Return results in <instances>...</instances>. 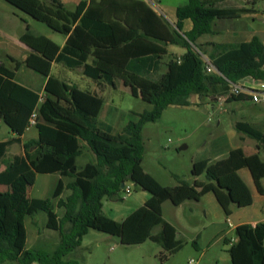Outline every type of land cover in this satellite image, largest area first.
<instances>
[{"label": "trees", "instance_id": "obj_1", "mask_svg": "<svg viewBox=\"0 0 264 264\" xmlns=\"http://www.w3.org/2000/svg\"><path fill=\"white\" fill-rule=\"evenodd\" d=\"M5 1L66 36L67 42L60 47L30 26L21 36L32 53L17 62L15 69L25 64L48 78L43 99L17 83L13 79L15 69L0 59V122L16 135L0 141V166H5L0 171V186H12L20 179L25 187H31L38 174L61 175L52 198L21 200L18 191H0V264H64L63 257L80 247L91 229L123 237L124 242L151 240L174 255L184 244L177 238V229L163 218L165 202L180 206L213 193L230 216L232 205L243 208L253 204L252 193L239 175V170L245 168L264 196V161L257 154L245 156L240 148L210 151L211 157L194 159L192 184L178 179V185L164 186L142 166L144 125L157 121L167 107L187 105L191 95L213 104L223 98L226 102L248 101L249 95L231 93V84L246 78L264 81V44L257 36L238 46L212 44L214 72L207 70L199 53L204 54L202 47L196 43L199 37L214 33L215 20L239 17L245 9H219L205 6L201 0H188L177 9V29H182L186 19L193 21V29L184 35L177 31L173 35L143 1L100 0L99 8L89 6L83 15L54 0ZM162 43L186 49L180 61L171 57L164 63V72L162 60L167 50ZM1 52L0 48V56ZM53 63L81 68L85 76L112 86L121 80L126 86L146 92L153 108L138 113L122 133H113L100 120L104 99L53 76ZM36 109L38 139L22 143L21 137L30 128L29 119ZM235 127L264 148L262 131L242 121ZM14 145L22 146L23 154L10 157ZM86 153L90 160L84 162ZM226 153V158L211 161ZM204 174L207 182L199 181ZM129 181L152 195L145 207L155 214V219L144 230L136 225L125 228L103 210L105 197L123 200L122 184ZM65 190L70 194L62 199ZM57 208L62 209V215ZM40 212L47 215L46 228L59 238V245L51 252L43 253L37 246L28 248L26 220ZM156 226H161V231L154 235ZM235 233L237 241L229 249L232 264H264V222L240 224ZM194 245L197 247L196 241Z\"/></svg>", "mask_w": 264, "mask_h": 264}, {"label": "rangeland", "instance_id": "obj_2", "mask_svg": "<svg viewBox=\"0 0 264 264\" xmlns=\"http://www.w3.org/2000/svg\"><path fill=\"white\" fill-rule=\"evenodd\" d=\"M58 1H64L71 10L76 11L81 8L75 1L70 0L72 3L68 0ZM147 1L154 8H160L162 4L173 0H160L161 3L158 0ZM175 1L181 4L187 0ZM263 6L261 5V8ZM27 26H30L36 33L48 35L55 40L61 41L65 38L64 35L51 30L45 23L35 20L7 1L0 0V32H5L15 43L10 48L4 39H0L2 51L0 59L9 67H14L15 62L11 61L7 53H20L19 49L14 50L18 43L16 40L21 32L26 31ZM199 53L202 57L205 56L201 51ZM161 71L164 72L165 69ZM75 73L78 77L77 86H83V90H86L87 81H92V79L78 72ZM36 75L38 74L32 69L22 65L18 79L36 83ZM79 76H83L84 80L81 81ZM38 77L41 75L39 74ZM103 97L105 106L100 120L103 124L110 126L112 132L116 134L122 133L130 120H136L138 113L151 111L153 108L147 100L146 92L125 86L121 80H116L114 86L109 85V88L103 92ZM188 103L167 107L157 121L148 122L143 128L142 166L164 186H176L179 184L178 179L194 183L195 177L192 175L194 159L211 157V144L219 139H229L231 134L238 133L235 123L241 120L238 116L242 110L238 104L246 105L244 102L225 103L221 101L213 107L209 100H201L197 104L190 100ZM234 111L238 113V116L234 114ZM9 136L11 134L8 126L0 123V140ZM37 136L36 127H31L26 132L27 139ZM184 146L187 148L181 149ZM18 149L19 145H14L11 152H17ZM89 160L90 157L85 154L83 161ZM57 179L58 176L55 174H39L36 184L29 189L31 197L52 198ZM199 180L207 182L206 175L199 177ZM127 186L132 188L131 195H127L123 189L120 192L123 200L110 201L114 213L117 211L127 213L142 207V198L145 195L143 190L130 181L127 182ZM250 186L255 192L254 203L244 208L232 205L230 216L225 214L213 193L203 196L200 202L188 201L180 207L167 201L164 205L165 216L177 227L178 238L184 244L182 250L174 255H169L159 244L151 240L139 239L138 242H133L127 239L122 244L116 236L91 230L83 238L82 246L63 257L62 261L64 264H191V261L193 264H232L229 249L236 236L235 227L239 223H251L264 219V200L259 198L255 186L253 184ZM10 190L13 191L12 188ZM57 212L60 215L63 213L60 208H57ZM107 213H110L109 210ZM138 219L140 222L136 226L140 227L145 215L142 214ZM46 223L47 215L43 212L26 220L29 233L28 247L37 246L43 250V253L51 252L59 245L57 233L47 229ZM158 229L156 228L154 233ZM195 241L199 247L194 245ZM164 255L167 257L163 258ZM4 264L18 263L6 262Z\"/></svg>", "mask_w": 264, "mask_h": 264}, {"label": "crops", "instance_id": "obj_3", "mask_svg": "<svg viewBox=\"0 0 264 264\" xmlns=\"http://www.w3.org/2000/svg\"><path fill=\"white\" fill-rule=\"evenodd\" d=\"M54 1L57 2V3L65 4L64 1H58V0H54ZM69 1L70 0H68V2ZM71 1L78 2L79 5L81 6L80 10H76V12L79 13L80 15H83L87 11L89 6L96 7V8H99L101 6L100 0H93L94 2H92V4H91L92 0H71ZM71 1H70V3H72ZM120 1H125V2H128V3H132L130 1H133V0H120ZM134 1H143V2L147 3V5L157 14V16L163 22V24L166 25L168 30L173 35L176 34V31L179 32L181 35H184L185 33H188V32H190L193 29L194 24H193V21L191 19L184 20L183 24H182V29L181 30L177 29V22H178L177 9H178L179 6L185 5L188 2V0L186 2H184V1L182 2V0H181V2H182L181 4H180V2H176L175 0H173L172 2H167L166 4H162L160 6V8H154L147 0H134ZM158 1H159V3H161L160 0H158ZM201 1L207 7L214 6L215 8H219V9H245L246 10L239 17H236V18H232V19H217V20H215V22L213 24L214 33L205 34V35H203V36L198 38L196 43L202 47V50L204 52L205 57H207L210 61H211L210 56L213 54L212 44L238 46V45H240V44H242L244 42L250 41L254 36H257L258 38H260L261 41L264 44V6H263V8H261V5H264V0H201ZM26 30H27V27H26ZM25 32L26 31H23V32H21V34H19L18 40L15 39L16 42H18V43L16 44L17 47H15L14 50L15 49H19L20 53H17L16 51L15 52L17 54H12V53L8 54L7 53V56L9 58H11V61L15 62V66H16L17 62H20V63L23 62L32 53L31 49L26 44H24L21 41V36ZM39 34H42V33H39ZM42 35H44L47 38L51 39L52 41L57 43L60 47H63L66 44V42H67V37L66 36H65V38H63L60 41V40H55L54 38H52V37H50L48 35H45V34H42ZM0 39H4L9 44L10 48L13 47V45H15L13 40L5 32L4 33L0 32ZM153 41H156L157 43H159L157 40H153ZM162 45L167 50V54L164 55V58L162 60L163 69H165L164 63L167 62L171 57H177L179 59V61H180V58L186 53V49L184 47H182V46L173 45V44L165 45L163 43H162ZM89 62H91V60H89ZM22 65L26 66L25 64H20L18 70L15 69V66L14 67H9L8 66L12 70L15 69L14 70L15 74H14V78L13 79L17 83H19L20 85H22V86L28 88L29 90H32L33 92L37 93L42 99L44 97H46L45 86H46L48 78L43 76V75H41V74H40L41 77H38L39 73L36 72V74H38V75L35 76V78L37 79L36 83L27 82L25 80H19L18 79V73H19V70L22 67ZM75 72H78L79 74H83V71H82L81 68L70 69V68H67V67H65V66H63L61 64H58V63H53L52 64L51 74L53 76L58 77L60 79H63L66 82H68L69 84H71V85L77 86L78 82H76V81H78V77H76V73ZM83 76H84V74H83ZM83 76H79L81 81L84 80ZM87 83H88V85H87L86 90H89L92 93H96L98 96H100V97H102L104 99L103 92L106 91L109 88V84L105 83L104 81L98 82V81H95L93 79H92V81H87ZM238 84L241 85V86H244V87H246L248 89L258 88V89H263L264 90V81H262V80H255L253 78H246L244 80H241ZM83 85H84V83H83ZM90 85H92V87ZM115 85H116V81H115ZM77 87L83 90V88H82L83 86L82 87L81 86H77ZM190 100L194 101L195 104L199 103V101L201 102V98H200L199 95H191V96H189L188 101H190ZM41 102H42V100L40 99L39 100V104ZM224 102L226 103L225 100H224ZM241 102H244V104H246V105L242 106L241 104H238L240 106V108H242V110L239 112L240 116H238V113H236L234 111V114L236 116H238L239 118H241V120H238V121H242V122L248 123V124L252 125L256 129H258V130H260V131H262L264 133V104H256V103L252 102L251 100L241 101ZM219 103H221V101L216 103V104L212 103L213 107L215 105L219 104ZM0 123H2V122H0ZM27 130L25 131V133L21 137L22 138V143L29 142V141H34V140L38 139L39 134H38L37 137H33V138H30V139H27L26 138ZM10 134H11V136H9L8 138H6L4 140H0V141H6V140H9L11 138L16 137V135L11 130H10ZM231 135L232 136H230L229 139H222V141H220L216 147L212 146V148H210V151L218 152V151H222V150H224V149H226L228 147H230L231 149L240 148V149H242V151L245 154V156H251V155L257 154L264 161V148H262L261 145L256 140L248 137L244 133L235 132V133H233ZM233 139H235V140L233 141ZM12 148L10 149V152H9V156L10 157L14 156V155H17V154L18 155L19 154H23L22 146L19 145V149L17 150V152H13V153L11 152ZM227 155H228L227 153L226 154H221V155L216 156L215 158H213L211 161L212 162H216L218 160L226 158ZM86 156H88V153H86ZM4 169H5V166L1 165L0 166V171H2ZM54 174L58 176V179H57V184H58L59 180L61 179V175L59 173H54ZM38 175L36 177V182L38 180ZM49 175H51V174H49ZM239 175L241 176L243 181L246 183V185L249 187V189H250V191L252 193L253 203H254V201H255V192L252 190L250 185L253 184L255 186V189H256L257 192H258V190H257V187H256V185L254 183V180H253V177H252L250 171L248 169H246V168L245 169H241V170H239ZM198 180H199V178H198ZM263 180H264V178L261 180V185L264 188ZM36 182H35V184H36ZM125 186H127V183H125ZM24 187H25V185L19 179L12 186L1 185L0 186V191L1 192L18 191L21 194V200H23L25 198H34V197H31V195L29 193V189L32 186L31 187L27 186L25 188ZM11 188H12L13 191L10 190ZM143 192H144L145 195L142 198V201H143L142 203L143 204H142V207L140 209H136L134 211L127 212V213H119V211L114 213V210H113V208L110 205V201L111 200H109L107 197H105L103 199V210L109 217L113 218L114 220H118V221L122 222L123 225L125 226V228H126V226L127 227H133L134 225L138 224L140 222V219H138V217H141L142 214H144L145 215V219H144L143 223L142 222L140 223V227H139V228L144 230L155 219V214L151 210H149V209H147L145 207V203L152 197V195L149 192L145 191V190H143ZM69 194H70V191L69 190H65L60 198L64 199ZM208 194H206V195H208ZM258 194L260 196L259 198H262V200H264V196L261 195L259 192H258ZM206 195H204V196H206ZM37 199H41V198H37ZM58 200L59 199L55 200V204L58 202ZM200 201H196V202H200ZM166 203L167 202H165L163 204V207H162L163 208V218L167 222H169L170 224L173 225V222L170 219L166 218V216H165L166 213H164V205ZM184 204H186V202L181 204L180 206H182ZM107 210H109L110 213H107ZM138 212H140V213H138ZM231 213H232V211H231ZM259 221L264 222V219L263 220H258V221H253L250 224L255 225ZM240 224H244V223H239L238 225H240ZM156 228H159V229H158V231L156 233H154V230ZM175 228L177 229V227H175ZM91 230H89V232ZM160 231H161V226H156V227H154L152 233L154 235H156ZM89 232L86 235H88ZM118 238H119V240H120V242L122 244L125 243L124 240H123V237H118ZM177 238H178V229H177ZM235 239L237 240L236 236H235ZM28 240H29V233H28ZM81 246H82V243H81ZM33 247H36V246H33ZM197 247H199L198 243H197ZM28 248H30V247H28ZM34 264H37V263H34Z\"/></svg>", "mask_w": 264, "mask_h": 264}, {"label": "built area", "instance_id": "obj_4", "mask_svg": "<svg viewBox=\"0 0 264 264\" xmlns=\"http://www.w3.org/2000/svg\"><path fill=\"white\" fill-rule=\"evenodd\" d=\"M205 63H206V68L209 72H214L216 71L214 65L212 64V62L205 56H203ZM231 93L234 94H246L249 95V97L251 98L252 102L256 103V104H264V90L263 89H248L244 86H241L239 84H231ZM223 101L225 100V98L222 99ZM38 117H39V113L38 110H34L30 119H29V126L31 127H35L37 125L38 122ZM125 192L127 195H130L132 192V188L130 186H125ZM237 240L234 238V240L232 241L231 244H233L234 242H236ZM191 264H193V261H191Z\"/></svg>", "mask_w": 264, "mask_h": 264}, {"label": "water", "instance_id": "obj_5", "mask_svg": "<svg viewBox=\"0 0 264 264\" xmlns=\"http://www.w3.org/2000/svg\"><path fill=\"white\" fill-rule=\"evenodd\" d=\"M187 147L186 146H184V147H182L181 149H186ZM125 187V183L124 184H122V188H124Z\"/></svg>", "mask_w": 264, "mask_h": 264}]
</instances>
